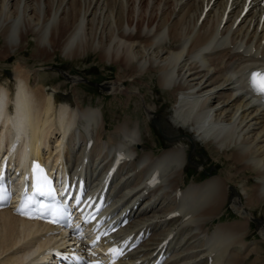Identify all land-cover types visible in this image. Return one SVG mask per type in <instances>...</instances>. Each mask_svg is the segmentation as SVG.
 Here are the masks:
<instances>
[{"label": "bare ground", "instance_id": "bare-ground-1", "mask_svg": "<svg viewBox=\"0 0 264 264\" xmlns=\"http://www.w3.org/2000/svg\"><path fill=\"white\" fill-rule=\"evenodd\" d=\"M228 1L146 0L144 6L145 0H0L1 58L23 52L29 38L35 57L51 60L59 53L75 60L97 54L118 66L113 84L129 80L149 86L150 80L141 77L155 78L172 101L162 114L146 107L148 119L155 116L166 133L175 135L156 153L147 148L138 119L126 117L104 138L102 110L82 108L76 96L72 107L66 100L56 103L58 88L46 92L42 84L35 87L21 63L14 69L15 97L10 86L0 84V143L9 144L8 154L17 162H45L44 157L54 167L66 162L76 172L86 159L80 170L96 185L116 151H123L112 177L111 205L120 206L117 214L133 217L129 227L151 231L135 250V260H148L168 238L165 264H243L255 254L247 264H264L259 262L260 247L245 241L249 229L244 225L250 228L256 218L264 239V218L253 212L264 203V105L245 82L247 68L264 64V0H251L237 24L245 0ZM138 93L127 91L128 98ZM11 101L15 113L9 111ZM92 130L93 147L80 153ZM52 134L61 139L50 144ZM191 140L225 157L230 168L181 186L192 164ZM155 169L159 180L149 185L146 178ZM227 205L244 224L223 222L209 228ZM175 209L179 214L168 217ZM48 229L8 209L0 211V264H45L38 253L53 242L45 236Z\"/></svg>", "mask_w": 264, "mask_h": 264}, {"label": "rangeland", "instance_id": "rangeland-1", "mask_svg": "<svg viewBox=\"0 0 264 264\" xmlns=\"http://www.w3.org/2000/svg\"><path fill=\"white\" fill-rule=\"evenodd\" d=\"M146 3L147 2L145 0V2L143 3L144 6L146 5ZM1 41L2 40L0 39V46L2 44ZM29 43V48L25 47L23 52H17L12 57H8L7 59L5 57H0V84L3 83L5 85L10 86L11 90L13 91L16 86L14 80V69L16 67V64L21 63L25 65L26 71L30 73L31 78L33 79L32 84L35 87L40 88L41 86H38L39 83L46 82V84H54L64 90L74 89V92L78 94H75V96L77 98L79 96L80 101H82V104H85L84 107H93L94 105L102 106L103 110L100 106H94V108L96 107L104 111L106 127L108 128H113L116 123H118L119 121L122 122L123 119H125L126 117L131 118V121L138 119L140 122H142L140 125L142 129L144 131L147 130L146 133L151 135V140L148 143L152 147H154V151L158 152L163 149L162 146H164L166 142L162 139L158 129L154 125H152L153 130H151V128L148 129L149 126H151V120L146 117V113L148 114V110H146V107L152 108V114H162L165 108L171 105L172 101H169L167 103L164 102V98L158 97L159 93H161L163 89L162 87L158 86L155 78L150 79L146 77H141V79L144 81L150 80L149 86H147L146 83H141L143 84V86H136L134 84H130L129 80L125 81V83H121L120 85H115L113 83L116 80L118 66L116 64H109L101 61L97 54L90 53L84 58L80 57V59L70 60L67 59L65 56L57 53L53 56L51 60H49L46 55L35 57V55L32 54V38H29ZM64 70L67 71L66 74L68 76L64 73ZM81 76L83 77L82 80H80ZM76 77L77 79L75 82H77L78 80L79 81L77 83L72 82ZM107 83L109 84L108 89H106L105 87ZM42 85V87H44L43 83ZM155 87H157V90L153 92L152 90L153 88L155 89ZM114 90H117L116 94H114ZM120 90H122L123 93H121ZM128 90H132L133 92L139 91L141 94L138 93V95H134L128 98ZM163 94L165 95L164 97L166 99L169 98L165 91L163 92ZM140 95H143L144 98L140 97ZM153 105L158 106L161 111L158 112V109ZM84 107L82 106V108ZM159 140H162V144L159 143ZM194 155L199 158V161L202 163V165L214 168L215 170H226V168H230V163L225 157H221L220 159V157H218L214 152H211L209 149L205 150L204 148L198 146L197 153H194ZM198 171H194L195 173L193 174L189 173L190 175H188V179L190 180L193 176L195 177L196 174L198 175ZM189 172H191L190 169ZM219 172L220 171L210 172L208 176H211V174H217ZM248 173V175L251 176L252 173L250 170L248 171ZM208 176L204 177L202 180L195 181L202 182ZM198 177L201 178V176ZM234 181L235 184L239 183V179L237 178ZM253 182V179H251L250 184H252ZM232 195L233 193H230V196ZM253 212L256 216L264 218V203H260L258 206L253 208ZM220 216L221 221H215L213 223L215 219L214 218L212 222L208 225V227L213 229L214 226L217 225V223L223 222L243 223V218L240 217L230 206H226V209ZM212 223L213 225H211ZM244 225L247 227V230L249 229V234L245 238V241H254L255 245H257L258 248L260 247V251L258 252V254L261 256V261L259 260V262L264 263V239L260 237V234H258L254 225L251 229L246 224ZM255 255H252L251 258L243 264H247L248 262H250L255 257Z\"/></svg>", "mask_w": 264, "mask_h": 264}, {"label": "snow or ice", "instance_id": "snow-or-ice-1", "mask_svg": "<svg viewBox=\"0 0 264 264\" xmlns=\"http://www.w3.org/2000/svg\"><path fill=\"white\" fill-rule=\"evenodd\" d=\"M249 86L250 89L253 93L259 95L262 99H264V70H258V71H253L249 74ZM43 182L47 184V178H43ZM6 191L2 187H0V193H3ZM37 191L40 192L41 189L39 187V182H38V187ZM4 197L0 195V199H3ZM25 203H27V198H25ZM79 203V201H77ZM60 210L59 209H53L49 210L48 215L53 217V222H57L56 217L60 215ZM110 251H119L118 249H112Z\"/></svg>", "mask_w": 264, "mask_h": 264}]
</instances>
